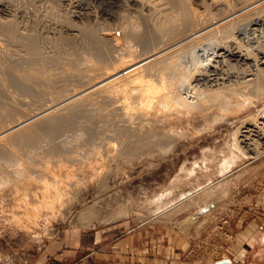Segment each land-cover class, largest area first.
I'll return each instance as SVG.
<instances>
[{
    "label": "rangeland",
    "instance_id": "rangeland-1",
    "mask_svg": "<svg viewBox=\"0 0 264 264\" xmlns=\"http://www.w3.org/2000/svg\"><path fill=\"white\" fill-rule=\"evenodd\" d=\"M3 2L6 3L5 7L7 8L2 7L0 18L2 20L8 18L6 20L10 19L11 21L15 19L16 24L13 23V26L19 32L24 30L26 33L40 36L39 46L41 49L44 48L42 49L43 54L48 57L59 56L60 50L55 46L58 37L73 38L74 46L76 48L79 46L78 49L83 51V55L85 46L91 44L90 39L88 38V42L87 36L82 34L85 29L93 28L99 34L112 35L121 30L118 23L122 12L137 14L130 8L128 0H122L124 4L115 7L112 14L103 10L105 5L99 0H4ZM254 5L256 4L241 6L238 13H243V10L248 13ZM129 8L130 10H128ZM260 15L263 16L260 17ZM249 21L252 23L248 24ZM263 21L264 13L251 14L249 19L241 21L243 27L241 26L242 29L238 32L240 38L247 42L251 41V43L257 40L255 45L261 43L264 40ZM255 27L257 30L253 29ZM0 41V47L7 48L9 46V49L15 50L14 53L21 51L22 48L24 49L22 52L25 51V47H22L19 41L9 38L1 28ZM136 45L135 49L139 52L140 47L138 44ZM86 51L87 55H91L89 50ZM108 57L111 64L110 60L112 61L113 56L109 55ZM61 64H65L66 67ZM53 66L62 68L58 72L57 67L53 68ZM71 70L77 71L70 62L50 63L48 72H56L59 74L56 79L61 78L60 80L52 79L53 81H51V78H46L45 84L42 81L35 83V87L32 85L27 89L17 84L19 86L17 88L16 83L11 85L12 83L4 80V77L14 75V73L10 72L8 66L0 59V81L2 82H0V109L2 110L0 111L13 110V114L8 118L9 121L6 119L8 125L7 122L2 123L0 131L13 126L20 119L27 118L29 109L28 116L32 118L24 123L36 121L38 116V120H40L43 114L48 116L51 113H58V111L60 113L62 110L60 114L70 112L73 95L85 90L96 80L102 78L101 75H97L90 79L87 77L88 74L85 76L86 78L83 76L80 78L74 76L73 78ZM65 83L66 88L63 86ZM68 87L70 88L68 89ZM89 90L87 93L91 92V89ZM86 91L88 89L76 97L91 98L92 92L90 96L89 94L86 96ZM260 93H253V96L256 95V97H251L250 105H244L237 111L216 107L215 110L209 112L208 121L200 119L195 123L183 125L186 130L185 135L181 137L182 139L180 138L181 140L178 139L176 144L173 143L174 145L172 144L168 151L156 152L153 154L154 156L140 154L133 158V161L127 159L131 162H128L126 158L122 159L116 156V149L108 142L111 140L112 131L109 130L110 133H108L107 130L102 139L105 142L101 140L103 144H99L103 154L93 153L88 155L91 158L86 157L89 160L83 159V161L81 158L85 157H79L80 160L71 161V163L70 160H67L68 157L58 155L57 159L59 156L61 160L62 157L64 158L63 162H58V166L51 163L56 158L48 156V161L53 159L48 164L50 163V168L53 165L51 169L54 173L56 172L58 178L53 176V172L51 174L50 168L47 170L43 168L44 166L42 167L43 162L47 161L46 158H43L46 155L42 153L39 155L40 151L37 150L28 152L20 150V152L15 146L11 147L8 139H5L6 136H3L0 138L2 141L0 145L7 144L5 148L8 151L12 149L10 152L15 153L12 152V156L16 155L15 158L20 160L18 165L24 169L22 173H18L17 162L10 164L8 161L0 159L2 162L0 163V178L9 175L13 179L9 183H0V264H70L81 257L90 261L96 248L108 249L128 236H130L131 246L142 248L145 264H206L208 262L215 263L218 258L228 256L232 257L236 264H255L251 256L254 241L264 231V149H262L264 145H262L263 142L260 144L262 146H259V153L255 158H247L243 153L234 149L232 144L234 132L242 120L255 115L264 106V89ZM47 100L49 101L47 102ZM68 102L69 104H67ZM63 104L70 106L66 108ZM50 111L51 113H48ZM12 121L15 122L12 123ZM186 135L188 136L185 138ZM103 145L106 152L102 148ZM33 153L37 156L35 157ZM29 155L32 156L29 157ZM39 156L42 158L40 159ZM26 159H33L36 162L39 160L42 162L43 159V162H40L41 168L38 166L40 164L35 162V164H28L32 168L29 166V169L26 166L28 162ZM9 164H15L16 167L13 168V165ZM72 165L74 167H71ZM66 166L70 168L68 169ZM12 169H16V172ZM63 169L64 174L66 172L65 176ZM39 172L42 174L38 175ZM43 172L47 173L46 179L52 178L51 182L43 177L45 174ZM67 173L70 175H68L69 177ZM18 174L19 177L22 175V179H19ZM51 175L52 177L49 178ZM38 176L42 178L37 179ZM27 177L30 178V183L26 180L29 179ZM53 177L55 178L53 179ZM68 178L71 179L70 183H73L74 187L69 184ZM56 179L57 182L59 179H66V182L57 183L54 181ZM45 184L50 187L45 188L47 187ZM50 184L55 185L54 187L62 185L60 186V188L63 187L60 190L62 194L60 199L63 197L62 200L65 203L63 205L61 200L59 203L58 199L56 205H60V207L56 206L57 209L55 207V210L52 209L53 211L44 206V188L48 190V195H52L55 190ZM43 186L45 187L43 188ZM65 188H70V193ZM199 190L203 192L197 193ZM161 192L170 193L167 199L169 203L153 212L150 208H154V205L150 204L149 199ZM181 193H189L188 200L182 202L179 198ZM39 196L43 197V200ZM38 198L40 199L38 200ZM65 198L69 200H67V204ZM72 198L74 199L72 200ZM33 199L36 203H33ZM28 202L32 206L28 205ZM207 204L210 208L199 212V208ZM26 205H28V209ZM33 205L35 206L33 207ZM41 206L44 209H41L42 211L40 210ZM89 207L93 210L96 209L93 222L82 214ZM26 209H31L30 213ZM36 211L39 213L36 214ZM32 214L34 216H29ZM50 214L57 215L52 217ZM31 217L32 219H30ZM33 219H37V227ZM26 225H29V228Z\"/></svg>",
    "mask_w": 264,
    "mask_h": 264
},
{
    "label": "bare ground",
    "instance_id": "bare-ground-1",
    "mask_svg": "<svg viewBox=\"0 0 264 264\" xmlns=\"http://www.w3.org/2000/svg\"><path fill=\"white\" fill-rule=\"evenodd\" d=\"M3 1H0V10L3 9V6L7 8L5 7L6 3ZM99 1L105 5L103 10L108 14H112L115 7L124 4L122 0ZM128 1L130 2V8L135 10L136 12H134L137 14L122 12L118 23V27L121 28L120 32H116L112 35H103L101 33L99 34V32L93 28L85 29L84 33L81 32L85 34L84 36H87V41L88 38L90 39L89 41H91L90 46L86 45L84 48L85 51L87 49L86 52L89 50L91 54L87 55L84 51L85 54L83 53V55L87 57L82 55L83 51L78 49L79 46L76 48L73 38L71 39L69 37H58L55 41V46L59 48L60 54L57 57H48V55L46 56L43 54L42 49L44 48L41 49V46H39L40 36L38 37L37 34L34 36L33 33H26L24 30V33L21 31L19 32L18 29L13 26L16 24L14 22L15 19L11 21L10 19L6 20L8 18H5V20L0 18V28L4 30V33L6 32L9 38L19 41L22 47H25L24 52H22V50H24L22 48V50L17 53H14L15 50L9 49V46L7 47L8 49L3 48V46L0 47L1 61L8 66L10 72L14 73V75H7L4 77V80L6 79L12 83L11 85L16 83V87L18 86L17 84H20L23 88L27 89L35 83L42 81L44 83L46 78H51V81H53L52 79L55 80L59 74L56 72L51 73L52 71L48 72L49 65L54 62L63 63V61H65V63L70 62V64L74 65L75 69H77L75 72L72 71L73 69L71 70L73 72L71 73L73 78L74 76L76 78L83 76L84 78L87 74V77H90V79L92 76H102L100 80H96L95 83L86 88L88 91L85 93L89 92V89H91L94 95H92L93 97H76L86 89L73 95L74 99H72V104L71 106L68 105L72 108L70 112L60 114L62 110L60 113L58 111L59 114H52L50 111L48 113L51 114L48 116H45L46 114H43L44 117L41 115L40 120H38V116V119L35 117L37 119L36 121L24 123L27 120L29 121V109L28 115L26 116L27 118L20 119L19 121L17 120L18 122L13 126L0 131V138L6 136L5 139H8V142H10L9 144H11L10 146H15L19 151L28 152L30 150H37L38 152L40 151L39 155L41 153L46 155L47 157H43L46 159L49 158L48 156H52V158L55 159L58 155H62L63 157H68L67 160H70L71 163V161L80 160L81 157H85L81 158L82 160H89V158L86 157H90L88 155H92L93 153H102L103 150L100 148L99 144L102 143V141L105 142L102 140L104 137L103 135H106L104 132L108 130V133H110L109 130H111V140L108 142H110V146L116 149V156L122 159L126 158V160L132 159L133 161V158L140 154L154 156L153 154L156 152L168 151V148L173 143L176 144L177 140H181V137L185 135L186 130L183 125L195 123L200 119L208 121L207 116L209 112H212L213 109L215 110L216 107L237 111L240 110L242 106L249 104L253 93L259 92V94H261L260 91L264 89V40H261V43L258 41L259 44L255 45L257 40L254 43H251L249 40V42L244 41L243 38H240L238 32L242 29L241 21L243 22V20L249 19L251 14L264 13V0ZM249 4L256 5L253 7L251 6L252 8H250L251 10L248 13H245L244 10L243 13H238L239 7ZM130 8L128 10H130ZM262 16L260 15V17ZM251 21H249L248 24L254 22ZM262 24L263 26H261L263 28L264 21ZM250 26L252 27V25ZM253 29L257 30V27ZM243 32L245 33V31ZM88 42L87 44H89ZM136 44L140 47L139 52L135 49V46H137ZM109 55L110 57L113 56V62L110 60L111 64L108 61ZM62 65L63 64H61V66ZM54 67H57L58 72L60 68H62H58V66H53V68ZM121 71L123 72L121 73ZM85 73L86 75H84ZM60 79L56 80L58 81ZM70 84L72 85V82ZM63 86L66 88V83ZM69 88L70 87H68V89ZM90 93H87L86 96H88V94L90 96ZM253 97H256V95ZM48 101L49 100H47V102ZM69 102L67 104H69ZM67 104L63 105L66 106ZM68 106H66V108ZM1 111L0 125L2 127V123L4 122H7L8 125V118L13 114V110H7L6 112ZM52 112L54 113V110ZM6 119H8V121H6ZM14 122L12 121V123ZM187 136L188 135H186L185 138ZM233 139L232 145L234 149L243 153L247 158H255L257 156L256 154L259 153V146L264 145V106L261 107L260 111L255 115L242 120L241 124L234 132ZM262 142L263 144L260 145ZM5 145H0V159L6 162L8 161L10 164L12 162H17L16 165L18 167H16L15 164H12L13 166L9 165L13 168L15 166L16 169L19 168L17 172L22 173L24 168H20L22 166L18 165L20 160L15 158L16 155L12 156L14 152H10L12 149L8 151ZM102 148L104 149V145ZM104 152H106L105 149ZM33 155L35 157L37 156L35 153H33ZM31 156L29 155V157ZM60 156L55 160L50 157L53 161H48L47 159V161L44 160L45 162H43L42 159L43 165L40 160L38 163L36 160H33L35 158L32 157L33 159H26L28 161H26V166L29 168L30 165L28 164H35L36 162V164H40L38 165L40 168L42 165V167L44 166L43 168L48 170L51 166H49L50 163L48 164V162L52 161L51 163L57 166L59 161L63 162L62 160H64V158L62 157L61 160ZM128 162L131 161L129 160ZM63 166L65 165L63 164ZM71 167H74V165ZM67 168L69 169L70 167ZM16 169L12 170L16 172ZM93 169L95 170V168ZM59 170L61 171V169ZM84 170L86 171V169ZM62 171L64 174V169ZM50 172L51 174L54 173L52 169ZM40 173L42 174V172H39L38 175H40ZM68 173L67 176L70 174ZM45 175L47 176V173L43 175L46 179ZM65 175L66 172L64 176ZM17 176L19 177V174ZM21 176L22 175H20L19 179H22ZM53 176L57 177L56 172ZM51 177L52 175L49 178ZM1 178L0 183H9L13 180L9 175L5 178ZM40 178L42 177H37V179ZM54 178L55 177H53V179ZM51 179L49 180L47 178L46 180L51 182ZM63 179H59V182H57V179L54 181L57 183L64 181L65 183L66 179ZM26 180L30 183V178ZM70 180L71 179L68 181L69 184H71ZM17 184L18 183H16V186H18ZM45 185L47 187L43 186V188L50 187L47 184ZM71 185L73 186V183ZM51 186L55 188L52 194L53 197L51 194L48 195V190L44 188V206H46V209L55 210L57 207H60L59 203L63 201V197L60 199L62 195L60 190L63 189V187L60 188V186H62L61 184L56 187H54L55 185ZM65 189L70 193V188ZM201 191L202 190H199L197 193ZM169 195L170 193L168 192H161L149 199L150 204L154 205V208H150L152 209L151 211L155 212L164 205H167L169 203V201L167 202ZM68 197L71 198L69 195ZM40 198L43 200V197ZM40 198H38V200ZM179 198L184 202L188 200L189 193H181ZM73 199L74 198H72V200ZM57 200L59 206L56 205ZM67 200L68 199L65 198L66 204ZM33 201V203H36L34 199ZM62 204L65 205L64 201ZM28 205H30V202H28ZM28 205H26L27 209ZM41 205H43V203ZM34 206L35 205H33V207ZM42 207L43 206H41L40 210ZM90 207L88 209L86 208L82 214L87 217V219L90 218L94 220L93 216H95L96 209L93 210L90 209ZM209 208L210 206L207 204L200 207L199 212ZM27 209L26 211L28 212L31 210ZM38 213L39 212L36 214ZM33 214L35 215V211ZM33 214L29 216H34ZM54 215L56 216L57 214ZM54 215H52V217ZM26 219H28V217H26ZM30 219H32V217ZM83 219L86 220L85 218ZM36 220L37 219L34 220L35 226ZM27 227L29 228V225ZM254 243V249L251 254L253 257L252 261L255 262V264H260L264 262V233H261ZM233 263L235 262L233 261Z\"/></svg>",
    "mask_w": 264,
    "mask_h": 264
},
{
    "label": "crops",
    "instance_id": "crops-1",
    "mask_svg": "<svg viewBox=\"0 0 264 264\" xmlns=\"http://www.w3.org/2000/svg\"><path fill=\"white\" fill-rule=\"evenodd\" d=\"M264 233V231H263ZM261 235V234H259ZM142 248L131 246L130 236L121 239L113 246H110L108 249L96 248L92 254L91 259L87 260L84 258H79L70 264H145V255L142 254ZM232 257H223L218 258L216 263H206V264H223V263H232ZM233 261H235L233 259ZM261 264H264L261 263Z\"/></svg>",
    "mask_w": 264,
    "mask_h": 264
},
{
    "label": "water",
    "instance_id": "water-1",
    "mask_svg": "<svg viewBox=\"0 0 264 264\" xmlns=\"http://www.w3.org/2000/svg\"><path fill=\"white\" fill-rule=\"evenodd\" d=\"M223 264H232V263H223Z\"/></svg>",
    "mask_w": 264,
    "mask_h": 264
}]
</instances>
